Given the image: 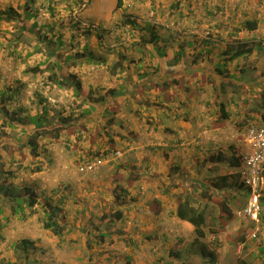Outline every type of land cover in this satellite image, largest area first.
Segmentation results:
<instances>
[{
	"label": "rangeland",
	"instance_id": "rangeland-1",
	"mask_svg": "<svg viewBox=\"0 0 264 264\" xmlns=\"http://www.w3.org/2000/svg\"><path fill=\"white\" fill-rule=\"evenodd\" d=\"M127 1L132 6H127L126 10L130 12L126 15L133 16L142 24L149 22L154 25L162 39L168 38L167 51L177 52L181 46L190 55L197 47L188 46L189 40L198 44L201 38H212L216 39L215 44L221 45L230 37L227 34L229 29L211 25L213 20L221 22L222 18L223 22H227V17H232L233 11H239L241 6L248 12L246 15L249 19L257 21L260 14L264 17V0ZM235 14L233 20L243 19ZM184 24L186 27L183 28ZM2 26H6L3 30L6 35L1 36V40L6 42L10 31L6 24ZM230 27L235 30L233 25ZM121 29L124 28L118 30ZM80 31L82 34L86 32L82 28ZM133 33L122 30L106 53L139 58L141 51L136 45L139 33ZM42 35L45 36L39 33V36ZM49 45H44L45 51ZM33 47L28 44L15 49L22 54L14 61L26 62L27 78L14 76L11 80L14 82L17 78L39 90L34 100L27 102L25 110L36 115L48 109L47 118L54 123L59 120L60 113L63 112V117L72 111L79 113V107L91 108V113L81 121L82 124L74 125L71 122L74 128L69 125L70 128L65 129L57 140L40 137L41 157L37 159L31 155L28 146L15 150L8 145L15 137L24 135L23 125L5 127L0 114V184L4 185L3 191L18 195L23 188L30 187L39 197L34 213L27 209L25 218L14 216L10 204L0 200V210L3 211L0 213V234L3 237L0 264H127V261L131 264H264V209L258 222L239 215L248 201L249 190L239 185L236 173L227 183H223V176L218 175L228 173L226 169L222 170L223 166L216 177L207 178L211 188H202L199 180L193 179L190 169H186L188 163L181 159L182 152H178V147L174 148L176 152L165 147L164 142L173 143L172 136L165 139L167 131L162 127L164 123L161 125L151 115V112L156 113L144 108L149 101L144 95L138 96L143 89L135 88L130 98L120 94L112 97L111 90H118L116 88L121 84L115 83L114 87H110L113 89H109L108 86H101L105 81L101 79L97 86L91 85V81L95 80L94 74L99 75L101 71L110 69L113 72V75L109 74L111 80L115 78L121 81L127 89L128 85L124 84L128 81L133 83L141 72L154 74L155 66L149 46L142 47L145 60L141 68L137 66V59L125 62L126 59L121 57V61L115 65L109 61V66L104 69L82 63L84 61L81 59L63 63L62 69L66 73L62 74L71 84L70 89L59 88L48 81V76L54 72V69L48 68L49 65H39V73L30 71L37 61L23 59L25 49L31 52ZM7 48L10 47L3 48L0 44L1 53ZM77 50H81L79 43L74 42L72 46L64 44L60 49L61 58L73 56ZM3 55L6 56V53ZM169 63L163 61L162 66L172 67L173 62ZM0 64H3V60ZM115 66L119 68V73L114 70ZM179 68L173 72H178ZM69 69L83 72V79H77V75L68 72ZM33 74L35 77L31 78ZM77 81L81 83L80 97L73 94L72 87ZM146 83L149 85L150 80L138 78V86H145ZM152 87L155 88V85ZM162 96L166 101L173 98L170 92H164ZM13 105L9 106L10 113H13ZM157 111L163 113L162 108ZM25 114H22L23 118H26ZM178 153L179 156L176 155ZM98 159L102 163L94 171L80 170L81 166ZM174 159L182 165L178 167ZM38 167L40 171L34 172ZM177 167L180 169L177 170ZM192 179L194 184L190 183ZM119 186L126 190L121 202L116 201L115 192ZM198 195L210 199L205 213L204 237H198L194 227L181 221L175 213L179 199L186 198L196 204ZM261 195L264 196L263 185ZM48 198L54 200L55 205H62L66 218L63 238L43 227L42 205ZM155 200L160 203H157L161 210L158 214L151 207ZM117 211L122 212L120 220H117ZM255 232L257 236L253 238ZM23 239L34 242L29 250V258L25 252H16L13 248ZM205 248L207 252L216 254L215 262L201 255ZM170 251L177 252L178 257L174 261L169 258Z\"/></svg>",
	"mask_w": 264,
	"mask_h": 264
},
{
	"label": "crops",
	"instance_id": "crops-1",
	"mask_svg": "<svg viewBox=\"0 0 264 264\" xmlns=\"http://www.w3.org/2000/svg\"><path fill=\"white\" fill-rule=\"evenodd\" d=\"M116 1L0 0V12L12 9L19 14L20 18L19 21H14L15 19L12 21L0 20V44L3 48L10 47L7 50L4 49L2 53L0 50V62L2 63L3 60V64H0V95H5L7 99L9 95L15 96L14 102L6 104L3 101L7 109L13 103V111L26 107L27 102H32L39 91L36 86H29L17 78L14 82L11 81L14 76H26L25 78H27L26 62L23 64L14 61L21 58L22 52L15 50L18 46L19 49L26 47L28 44L34 46L31 52L27 48L25 49L26 53L23 61L26 58L33 59L35 62L37 61L36 66H41L43 63L46 66L50 62L55 63L58 50H60L58 47L59 42L70 44V46L76 42L80 44L81 50L75 51V54L82 52L85 47L92 53L93 62L81 58V61H84L82 63L102 66V69H104L109 66V61L114 62L112 65H115L121 61L120 57H124L125 62L137 59V66L141 68L143 65L141 61L145 60L142 53L139 58L129 57L127 54L108 55L106 53V50L110 48L108 46L113 45L115 40L120 37L118 34L122 29L121 31L118 29L122 27H119V25L125 19L123 15L130 12L126 10L127 6L130 5L129 1L123 0L124 5L119 9ZM83 5L85 8L79 11V8ZM131 6L132 4L129 7ZM244 9L241 6L239 11H233L234 15L232 17L229 15L226 19L227 22H223L221 18V22L213 20L210 23L211 25H218V28L229 29L226 33L230 34V37L222 44L220 43L221 45L215 44L216 39L206 38L205 40L200 37L201 41L198 44L192 42V40L187 42L191 48H197L192 52V55L184 52L178 63L173 62L175 51H167V55L163 59L155 56L153 58L154 74L141 72L142 74L140 76L138 74L137 80L133 83L128 81L127 84H124L128 85V89L123 86L121 81H116L115 78L111 80L110 77L112 76H109V74L113 75L111 69L101 71L99 75L94 74L95 80L91 81L92 86H97L101 79H105L104 84L101 86H108L109 89H113L110 87H114L115 83H119L122 86L116 88L118 89L116 90L117 94L125 95L127 98H130V94L133 93L135 88L143 89L142 94L139 93L138 96L144 95V98L149 101L148 104L145 103L144 108L156 113L154 115L151 112V115L155 116L156 121L161 125L164 123L162 127L167 131L164 135L165 139L172 136L173 140L171 142L173 143L164 142L165 147L171 148L173 152H176L174 148L178 147V152H182L183 155L181 154V156L180 153L176 155H180L181 159L184 158L183 162L188 163L186 169H190L193 179L197 178L199 180L198 184L206 189L211 188L207 178L216 177V173L223 166L222 170L226 169L228 172L227 174L224 172L222 174L218 173V175L223 176L221 178L223 183L228 181L224 179L226 176H232L234 173H236L237 179L240 177L241 158L250 151L245 143L246 130L250 124L254 122L261 123L264 120V17L260 14L257 20V29L248 31L244 28V24L247 20L252 19L247 17L248 12ZM203 10L202 8L201 11ZM235 13L243 19L233 20L236 18ZM86 22L96 25L98 30L87 28L85 31H88L90 35L86 36L87 32L82 34L80 30ZM205 23L203 22V24ZM3 24H6L8 31H10V36H8L6 42L1 40V36L6 35L3 32L6 26H2ZM232 25L235 30L230 27ZM182 27H186L185 24ZM236 29H240V31H236ZM98 31L105 34L102 42L98 38ZM39 33L45 34L47 37L45 38L44 35L39 36ZM165 40L168 41V38H165ZM240 43L254 45L253 53L240 57L224 66L222 54L229 50L230 46L233 47ZM45 44H50L47 51L44 49ZM137 49L139 50L138 47ZM55 50L57 53H55ZM5 53L6 56L3 55ZM67 57L60 58V64L66 63ZM163 61L173 62V66L164 68L162 66ZM178 67H180L179 71L174 73L173 71H176L174 69ZM217 70L226 73L220 75ZM62 72L66 73L63 69L60 70L62 76ZM68 72L77 75V79H83V72L70 71V69ZM107 76H109V79ZM32 77H35V75H31ZM139 77L150 80V84L147 85L146 83L145 86H138ZM176 79L179 84L168 87V84ZM163 83H166L167 87L161 85ZM152 85H155V88ZM160 85L163 86L164 90L159 87ZM164 92H170L173 98L166 101L162 96ZM150 97H153V100ZM4 103H2V106ZM161 108L163 109L162 114L161 111H157ZM214 155H221L224 159L223 162L207 161V158ZM176 159H174V162H177ZM177 165L182 164L177 162ZM165 170L168 174L170 173L168 169L165 168ZM193 179L190 181L191 184H194ZM185 187L188 188L187 185ZM199 196L197 197L199 198ZM202 200L205 202V199ZM209 200L207 199L206 202ZM197 201V205L193 203L191 205L198 208L201 201L198 199ZM211 202L213 203L212 200Z\"/></svg>",
	"mask_w": 264,
	"mask_h": 264
},
{
	"label": "trees",
	"instance_id": "trees-1",
	"mask_svg": "<svg viewBox=\"0 0 264 264\" xmlns=\"http://www.w3.org/2000/svg\"><path fill=\"white\" fill-rule=\"evenodd\" d=\"M116 2H117L118 9L123 7L124 5L123 0H117ZM13 19H15L14 21H19L20 19L19 14L16 13L14 10L10 9L7 11L0 12V20L12 21ZM121 26L124 28L122 30H125L126 33L128 34L129 33L132 34L133 32L139 33V42L136 43V45H138L137 47L139 48V51H141V53L143 49L142 47L149 46L150 56L152 58H154L155 55L159 56L160 59H163L166 57L168 41H166L164 38L163 39L161 38L160 33L157 31L154 25H152L149 22L146 24H142L138 20H136V18H134L133 16L125 15V19L123 23H121ZM257 27H258V22L256 20H247L244 24V28L248 31H255ZM86 32H87L86 36L90 35L88 31ZM98 38L101 42L104 41L105 34L101 33V31L100 32L98 31ZM63 46H64L63 43H60V45H58L60 49L63 48ZM151 46L153 48H151ZM253 46H250L247 43H240L233 47L230 46L229 50L225 51L222 54V61L224 63V66H226L227 63H230L236 59H239L240 57L252 54L254 51ZM184 51L185 50L181 46H179V50L177 52L175 51V54H174L175 55L173 58L174 63H178L181 60L182 56L184 55ZM55 53H57L56 50H55ZM91 55H92L91 51L87 47H85V49L82 52H77L73 56H68L65 62L68 63L71 60L75 62V61H79V59L81 58L84 60L88 59L87 60L88 62L90 61L93 62ZM60 58H61V54H60V50H58V55L56 57L55 63L50 62L48 66V68L54 69V72H52V74L48 76V81L51 84L59 88L70 89L71 84L69 83L67 78H64L60 74V70H62V64H60L59 62ZM121 59H125V58L122 57ZM120 65L121 64H119V68H120ZM119 68H116L115 66L114 70L118 72ZM30 71L34 73H39L41 70L39 66H35L31 68ZM217 71L220 75H224L226 73L225 71H221V70H217ZM178 84H179V81L176 79V80L171 81L168 84V87H171V85H178ZM162 85L167 87L166 83H163ZM163 86H159V87L160 88L162 87V90H164ZM72 88L74 89V95H76V97H80L81 95L80 81L75 82V85ZM110 94L111 95L113 94L112 97L118 96L116 90H111ZM14 97L15 96L13 95H9L7 99V97L4 95L2 96L3 99L1 103H4V102L6 104L11 103L14 100ZM5 103L0 109V114H2L4 121H5L4 126L13 128V127H18L21 124L23 125L22 128H23V134H24L21 137H17V138L15 137L13 141L8 140L9 141L8 145L12 149H15V150H20V148L28 146L30 148L31 155L36 159L41 157L40 143L38 140L40 137L57 140L61 137V134L65 129L70 128L71 122L74 125L82 124L83 122L81 121L84 120L85 117L89 115V113H91V110H90L91 108L87 110V108L85 109V108L79 107L78 108L80 111L79 113H76V111H72L66 117L62 116L63 112L60 113L59 120L56 123H54L52 121H49L47 118L48 109H45L42 113H37L36 115H31L29 112L25 110V108L15 109L13 113H10L7 107L5 106ZM92 110H94V108H92ZM23 113H26L25 114L26 118L22 117ZM26 125H29L31 127L26 128L25 127ZM71 128H74V126H71ZM29 131H31V133H28ZM117 153H120V152H117ZM223 160L224 159L222 158L221 155H214V156L207 158V161H210V162H223ZM178 167L176 168L177 170L180 169ZM33 171L39 172L40 167L34 169ZM2 172H4V170H2ZM169 174L172 175L171 172ZM232 177L233 176H226L224 179L225 181H227L231 179ZM117 188L119 189L115 192L116 198H117L116 201L121 202L123 195L126 194V190H123L121 186ZM3 189H4V185L2 183L0 184V193H1L0 200L1 201L5 200L7 203L10 204V207L12 209V214L14 216L19 215V217L25 218L26 217L25 211L27 209L30 210L31 214L34 213L35 207L39 204V197L34 189L30 187H25L23 188L22 192L19 193L18 195H15V194L11 195L8 191L4 192ZM202 199H205V202H203ZM207 199L208 198L199 196L198 200L201 201L199 208L192 206L190 201H188L186 198L183 200L179 199L177 201V212H176L177 217L181 221L193 226L195 229V233L197 234L198 237H204V234H205L203 231V228L206 223L205 213H206V207H207V202H206ZM157 203L160 204L158 200H155L152 202V205H151V207L155 210V214H158L159 212H161V210L159 209V205ZM261 205L262 207L264 206V196L261 197ZM42 206H43V212H44V218H43L44 229L51 231L55 236L59 238H63L65 231H66V227L64 224L66 218L63 214L64 212H63L62 205L60 203L55 205L54 200L48 198L45 200V203ZM2 212L3 211L0 210V213ZM115 214H116L117 220H120L122 217V212L117 211ZM1 228H2V225L0 224V231H1ZM2 240H3V237L0 234V243L2 242ZM33 245H34L33 241L29 239H23L20 242L14 244L13 248L16 252H25V254H27L26 257L29 258L30 257L29 250L33 247ZM201 255L210 260H213V262H215V259H217L216 254L214 252H207L206 248L205 250H202ZM176 257H178L177 252L170 251L169 258L173 260ZM127 264H131V262L127 261ZM242 264H245V263H242Z\"/></svg>",
	"mask_w": 264,
	"mask_h": 264
},
{
	"label": "built area",
	"instance_id": "built-area-1",
	"mask_svg": "<svg viewBox=\"0 0 264 264\" xmlns=\"http://www.w3.org/2000/svg\"><path fill=\"white\" fill-rule=\"evenodd\" d=\"M83 8H85L84 5L79 8V11ZM87 28L98 30L96 25L86 22L83 24L82 29L85 30ZM245 143L250 151L241 158V171L238 183L249 190V197L239 215L253 222H258L263 210L261 205V187L264 184V120L261 123L254 122L248 126L245 133ZM101 163V160L90 162L82 167L81 171H94ZM256 236V232L252 234L253 238Z\"/></svg>",
	"mask_w": 264,
	"mask_h": 264
},
{
	"label": "clouds",
	"instance_id": "clouds-1",
	"mask_svg": "<svg viewBox=\"0 0 264 264\" xmlns=\"http://www.w3.org/2000/svg\"><path fill=\"white\" fill-rule=\"evenodd\" d=\"M99 160V159H98ZM81 168H82V166H81ZM81 168H80V170H81Z\"/></svg>",
	"mask_w": 264,
	"mask_h": 264
}]
</instances>
